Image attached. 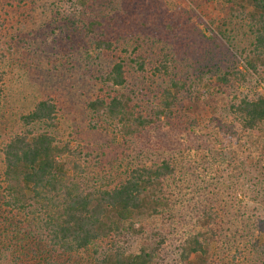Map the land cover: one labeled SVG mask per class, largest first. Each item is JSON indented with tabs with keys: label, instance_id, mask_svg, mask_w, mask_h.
I'll return each instance as SVG.
<instances>
[{
	"label": "trees",
	"instance_id": "16d2710c",
	"mask_svg": "<svg viewBox=\"0 0 264 264\" xmlns=\"http://www.w3.org/2000/svg\"><path fill=\"white\" fill-rule=\"evenodd\" d=\"M66 1L69 12L79 21L87 17L94 2ZM227 1L246 20L250 35L248 45L237 47L223 34L242 57L243 65L216 77L219 85L234 86L224 108L227 122L219 125V132L236 137L259 133L264 127V89H259V84H264V0ZM84 29L87 34L98 35L92 40L98 52L119 49L124 54L99 76L101 92L105 93L87 102L92 114L128 138H140L151 128L158 130L161 121L169 124L177 95L186 83L171 79L168 87L152 92L155 103L143 112L130 94L115 89L127 85L128 68L140 75L148 71L139 45L120 47L103 38L105 24L99 18H87ZM150 68L152 75H168L170 59L164 57ZM2 83L0 70V96ZM56 118L55 102L50 97L39 99L19 115L21 129L0 147V240L12 228L10 237L18 243L13 248L3 246L8 256L1 264H73L80 259L81 264H214L219 248L229 264H264V165L258 170L254 167L250 172L254 178L248 177L249 181L257 180L251 184L258 185L257 190H249L245 182L236 187L234 239L225 238L220 246L218 237L226 210L223 212L219 191L208 190L207 205L200 200L202 205L196 210L189 207V198L182 201L177 195L194 190L180 192L178 185V191L173 189L174 181L189 184L182 173L178 176L179 169L170 156L150 163L138 158L128 162L115 185L108 176L94 180L89 174V160L83 157L89 153L83 155L69 140L59 139L50 131L55 129ZM36 124L43 129L37 130ZM198 189L202 188L195 190L199 193ZM240 195L249 205H242ZM183 205L185 212L179 208ZM192 218L199 227L172 242L177 224ZM1 257L0 251V261Z\"/></svg>",
	"mask_w": 264,
	"mask_h": 264
},
{
	"label": "rangeland",
	"instance_id": "374dc122",
	"mask_svg": "<svg viewBox=\"0 0 264 264\" xmlns=\"http://www.w3.org/2000/svg\"><path fill=\"white\" fill-rule=\"evenodd\" d=\"M67 3L66 0H0V70L3 72L0 147L21 129L19 115L30 110L39 99L50 97L57 107L56 126L50 131L59 139L69 140L83 155L89 153L83 157L89 160L88 170L94 180L108 176L111 185H115L122 179L128 162L138 158L150 163L170 156L179 169L178 176L182 173L189 184L186 180L174 181L173 189L178 191V185L180 192L187 188L194 190L177 197L182 201L189 198L188 206L196 210L210 202L206 201L210 196L208 190L219 191L226 213L222 216L218 242L222 246L225 238L234 239L235 190L240 182L247 183L249 190L259 187L251 186L257 180L249 181L248 177L255 176L250 173L254 167L258 170L264 165V127L259 133L236 137L219 132V125L227 122L224 108L234 93V86L219 85L216 77L226 69L243 65L242 57L223 34L230 36L237 47L248 45L246 20L227 0L209 3L204 0H94L87 17L80 21L71 15ZM89 17L104 22L103 38L120 47L139 45L148 71L140 75L128 68L127 85L115 88L130 94L138 109L147 112L152 108L155 103L152 92L168 87L171 79L186 83L177 95L174 117L169 124L161 121L158 130L151 128L140 138H128L92 114L87 102L105 93L101 92L99 76L119 54H124L119 49L98 52L94 48L92 40L98 35L87 34L84 29ZM164 57L170 59L169 74L152 75L150 67ZM259 85V89H264L263 82ZM43 127L35 125L37 130ZM204 186L208 188L203 190ZM197 188H202L198 189L199 193L195 191ZM238 198L242 205H249L244 196ZM200 200L205 202L201 204ZM179 208L186 210L185 205ZM195 225L193 218L181 220L171 241L175 242V237ZM11 230L0 240V264L8 256L3 246L13 248L14 243L18 244L15 237H10ZM220 249L214 264H229ZM221 256L223 259L219 260Z\"/></svg>",
	"mask_w": 264,
	"mask_h": 264
}]
</instances>
